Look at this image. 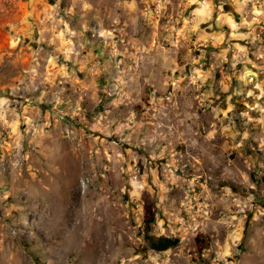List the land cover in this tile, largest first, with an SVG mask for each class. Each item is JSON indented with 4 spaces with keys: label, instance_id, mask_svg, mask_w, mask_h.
<instances>
[{
    "label": "rangeland",
    "instance_id": "rangeland-1",
    "mask_svg": "<svg viewBox=\"0 0 264 264\" xmlns=\"http://www.w3.org/2000/svg\"><path fill=\"white\" fill-rule=\"evenodd\" d=\"M0 264H264V0H0Z\"/></svg>",
    "mask_w": 264,
    "mask_h": 264
},
{
    "label": "trees",
    "instance_id": "trees-1",
    "mask_svg": "<svg viewBox=\"0 0 264 264\" xmlns=\"http://www.w3.org/2000/svg\"><path fill=\"white\" fill-rule=\"evenodd\" d=\"M153 222H154V214L150 213V211L147 210L144 216V224L147 234ZM145 240L147 242L149 249H151L156 253H162L170 249L176 248L180 242L179 239L177 238L161 237V238L153 239L149 235L145 236Z\"/></svg>",
    "mask_w": 264,
    "mask_h": 264
}]
</instances>
